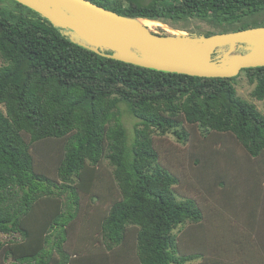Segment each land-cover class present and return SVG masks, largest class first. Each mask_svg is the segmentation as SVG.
<instances>
[{
  "label": "trees",
  "instance_id": "1",
  "mask_svg": "<svg viewBox=\"0 0 264 264\" xmlns=\"http://www.w3.org/2000/svg\"><path fill=\"white\" fill-rule=\"evenodd\" d=\"M89 1L129 18L240 24L223 33L264 26L245 22L264 0ZM0 4V234L12 237L0 264H264V114L236 77L110 59ZM243 73L264 101V67Z\"/></svg>",
  "mask_w": 264,
  "mask_h": 264
},
{
  "label": "water",
  "instance_id": "2",
  "mask_svg": "<svg viewBox=\"0 0 264 264\" xmlns=\"http://www.w3.org/2000/svg\"><path fill=\"white\" fill-rule=\"evenodd\" d=\"M14 1L67 30L81 40L72 38L75 42L91 48L95 53L135 66L199 78L228 79L238 77L245 69L264 67V27L221 34L225 38L234 37L233 42L228 44L236 46L240 43V47L248 53L233 56L228 64L205 63L183 46L177 37L157 35L140 22L143 19L121 16L89 0H52L48 5L32 0ZM132 47L148 48L158 56L135 61L119 55ZM103 51L113 54L107 55Z\"/></svg>",
  "mask_w": 264,
  "mask_h": 264
},
{
  "label": "rangeland",
  "instance_id": "3",
  "mask_svg": "<svg viewBox=\"0 0 264 264\" xmlns=\"http://www.w3.org/2000/svg\"><path fill=\"white\" fill-rule=\"evenodd\" d=\"M5 7H14L12 5V2L10 1H3V4ZM125 5H127L125 3ZM1 6V4H0ZM264 20V12L260 13L254 17H248L246 18L245 22H249L252 25H255L256 23ZM163 25L166 27H157L154 30H152L155 34L157 35H164V36H173L177 37L173 34L174 31H180L185 33L187 36H190L189 38H195V39H201V38H206V34L210 32H217L221 34H227L223 33L226 32L227 30H234L237 28V26H240V24L236 26H230L227 24L224 25H217L215 23H212L208 20L200 19V18H190L187 20H182V21H172V20H167L165 23L160 21ZM264 27V26H263ZM168 29V30H167ZM170 33V34H169ZM232 33V32H229ZM68 34L71 36L76 41L77 40L76 36L73 34ZM215 36V35H214ZM212 37V36H211ZM242 51H247L245 48L240 47V43H238L236 46H232L231 44H227L224 46H221L216 49V51L212 55V62L219 63L225 53L230 54L229 56H235L238 54H241ZM106 52V51H104ZM2 64V60L0 58V66ZM233 84L236 86L238 95L242 97L243 99L253 103L256 105L259 111H261L264 114V101H258L253 97V91L255 89V85H251L248 82L247 76L245 73L241 74L240 76L236 77V80L233 82ZM123 122L125 124L126 129L128 130V137L130 141H132L134 137V127L136 124V120L129 116L128 114H124L123 117ZM54 151H51L50 153L44 148V145H40L38 148V155L40 162L42 166H51L52 168H55L58 165V159L59 155L53 154ZM244 165H248L250 162H243ZM247 167V166H246ZM56 169V168H55ZM12 237L0 234V242L1 243H6L9 240H11Z\"/></svg>",
  "mask_w": 264,
  "mask_h": 264
},
{
  "label": "bare ground",
  "instance_id": "4",
  "mask_svg": "<svg viewBox=\"0 0 264 264\" xmlns=\"http://www.w3.org/2000/svg\"><path fill=\"white\" fill-rule=\"evenodd\" d=\"M32 1L37 4H45V5H48L52 2V0H32ZM87 11L90 13L89 9H87ZM140 22L144 26L149 28L151 31L157 27H166L160 21L143 19V20H140ZM98 24H103V23L98 22ZM173 34L177 36V40L183 46H185L198 59H200L201 61L205 63L211 62L212 55L216 51L217 48L225 44L231 43L234 40V37L225 38L220 35H215L212 37H206V38H201V39L200 38L195 39V38H189L190 36H187L185 33L180 32V31H174ZM77 40L81 41L79 38H77ZM119 55H122L123 57L131 59V60L139 61L140 59H147L151 56H158V53L148 48L132 47V48L124 50L123 52H120ZM229 55L230 54L225 53L220 63L228 64L230 60H232L233 58V56H229Z\"/></svg>",
  "mask_w": 264,
  "mask_h": 264
},
{
  "label": "flooded vegetation",
  "instance_id": "5",
  "mask_svg": "<svg viewBox=\"0 0 264 264\" xmlns=\"http://www.w3.org/2000/svg\"><path fill=\"white\" fill-rule=\"evenodd\" d=\"M248 53V51H245V52H242L241 54H247Z\"/></svg>",
  "mask_w": 264,
  "mask_h": 264
}]
</instances>
